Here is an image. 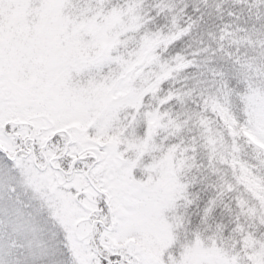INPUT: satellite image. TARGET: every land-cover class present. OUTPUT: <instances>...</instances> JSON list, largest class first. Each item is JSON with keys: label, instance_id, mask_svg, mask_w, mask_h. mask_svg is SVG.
Returning <instances> with one entry per match:
<instances>
[{"label": "snow or ice", "instance_id": "obj_1", "mask_svg": "<svg viewBox=\"0 0 264 264\" xmlns=\"http://www.w3.org/2000/svg\"><path fill=\"white\" fill-rule=\"evenodd\" d=\"M0 264H264V0H0Z\"/></svg>", "mask_w": 264, "mask_h": 264}]
</instances>
